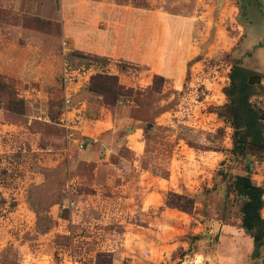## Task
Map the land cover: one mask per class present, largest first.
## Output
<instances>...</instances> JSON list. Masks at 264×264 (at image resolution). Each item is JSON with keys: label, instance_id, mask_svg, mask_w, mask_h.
<instances>
[{"label": "rangeland", "instance_id": "rangeland-1", "mask_svg": "<svg viewBox=\"0 0 264 264\" xmlns=\"http://www.w3.org/2000/svg\"><path fill=\"white\" fill-rule=\"evenodd\" d=\"M9 1L0 25L26 30L0 32V264H264L231 185L250 164L264 186V153L235 156L217 112L234 64L264 73V0ZM101 72L130 89L116 106L88 89Z\"/></svg>", "mask_w": 264, "mask_h": 264}, {"label": "trees", "instance_id": "trees-1", "mask_svg": "<svg viewBox=\"0 0 264 264\" xmlns=\"http://www.w3.org/2000/svg\"><path fill=\"white\" fill-rule=\"evenodd\" d=\"M229 77L230 83L224 90L228 102L219 107L217 112L234 129L231 152L241 158H246L250 153H264V108L253 101V97L264 92V73L236 63ZM164 81L163 75L155 74L154 89L159 91ZM88 89L103 97L108 106H116L130 95V89L120 82L117 75L106 72L92 75ZM152 127V124L146 127V134ZM247 168L245 174H237L233 178L231 185L236 195L243 200L242 227L253 238V256L257 258L264 247V186L253 180L250 164ZM166 203L190 212L195 206V197L170 192Z\"/></svg>", "mask_w": 264, "mask_h": 264}, {"label": "crops", "instance_id": "crops-1", "mask_svg": "<svg viewBox=\"0 0 264 264\" xmlns=\"http://www.w3.org/2000/svg\"><path fill=\"white\" fill-rule=\"evenodd\" d=\"M1 1L3 0H0V4H1ZM7 1V0H5ZM9 5L8 7H10L13 11L15 12H19L22 7H23V3H24V0H10L9 1ZM1 6V5H0ZM26 30V27L22 24H15V23H10V24H7V25H3L1 26L0 25V32L1 33H5V32H10V33H23L24 31ZM7 38L6 37H3V42H8V43H12L13 45H15L16 43L14 41H7L6 40ZM39 44H42V41L39 42ZM1 44H0V62H10V61H15L16 60V56L14 54H12L11 52H4V50H1ZM19 49H25V50H29L31 48H37L39 49V46L35 47L33 46L32 42L29 41L27 42L26 44H22L20 45V47H18ZM27 62H30V59L29 60H26ZM35 59L33 58V63H34ZM1 72H7L6 69H0ZM85 74H87V72H84Z\"/></svg>", "mask_w": 264, "mask_h": 264}]
</instances>
